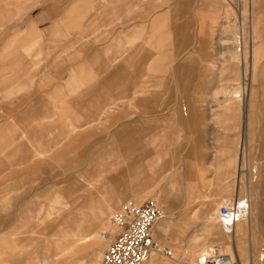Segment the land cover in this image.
Instances as JSON below:
<instances>
[{"label":"rangeland","instance_id":"374dc122","mask_svg":"<svg viewBox=\"0 0 264 264\" xmlns=\"http://www.w3.org/2000/svg\"><path fill=\"white\" fill-rule=\"evenodd\" d=\"M31 1L0 0V72L11 78L25 73L20 87L0 93V264H98L118 233L111 218L130 203L109 205L108 185H129L137 166V196L130 198L158 203L164 217L155 225L162 222L165 234L155 228V239L172 251L148 259L199 264L200 253L216 244L239 264H264V0H218L215 23L191 21L195 8L182 9L174 19L186 23L169 26L174 34H157L167 40L157 49L163 56L152 59L139 44L110 42L108 31L98 28L76 31L86 38L65 51L71 36L42 37L33 49L41 51L39 59L33 52L27 57L25 47L41 37V19L69 11L68 0H41L27 10ZM78 2L82 18L71 24L87 26L84 0ZM256 8L253 55L250 14ZM78 65L91 76L74 73ZM63 89L72 92L62 101ZM68 99L84 105L61 109ZM219 170L222 180L228 175V196L192 198L215 193L209 186L218 183ZM56 194L61 211L38 223L57 210H48ZM236 196L249 198L251 213V222L236 224L244 239L240 256L217 219L219 206ZM29 204L42 212L19 225ZM72 219L84 220L81 231ZM83 234L94 236L85 241Z\"/></svg>","mask_w":264,"mask_h":264},{"label":"crops","instance_id":"0c3cea01","mask_svg":"<svg viewBox=\"0 0 264 264\" xmlns=\"http://www.w3.org/2000/svg\"><path fill=\"white\" fill-rule=\"evenodd\" d=\"M42 1L41 0H32L28 6L25 8L30 9L33 8L36 5H39ZM78 0H68L67 4L65 5L68 7L69 11L66 12H61L60 15L54 16V17H48L45 16V18H42L41 20H44L43 25L40 27L42 29L41 37L37 36L36 41L32 42L29 44V46L25 47V52L24 55L27 57L32 53V56L35 58L39 59L41 51L40 50H33L37 45H39L40 39L42 37H45V39H50L52 41H61V39L70 37L72 41L69 44H65L62 47V51H65L66 49L72 47L74 44L78 43L82 38V36L76 37V31H82L78 32V35L82 34H88L89 31L86 32V30H94V28H98L100 30H107L108 31V37L111 38L110 42H116V43H126V42H131V43H137L139 44V52L146 51L148 54L147 56L152 58L163 56L162 53H157V49L160 48L161 42H165L167 40L166 36H159L157 37V34L159 32H163L164 34L165 31L169 32L170 34L176 32V30L171 29L169 26L174 25L176 22L178 23H186V20L184 19H174L175 16H180L182 14V9H190V8H195L194 10V19L192 18L191 21H197V22H207L210 21L211 23H215L218 19L215 17L211 16L212 14L216 13L217 11V6L220 5L218 0H84V6H85V22L88 23L89 25L87 26H79V25H74L71 23H74L77 20H80L82 18V13L81 9L79 10ZM54 6V5H51ZM52 7L51 9H53ZM5 9L0 7V12L2 13ZM77 10V11H76ZM79 12V14H78ZM186 12V11H185ZM183 12V14L185 13ZM87 15V16H86ZM209 15L210 17H207ZM203 16L207 18H202ZM87 17V18H86ZM231 19V18H230ZM233 19V18H232ZM187 21V22H191ZM150 27V28H147ZM167 26V28L164 29V27ZM84 29V30H83ZM102 32V31H101ZM156 36V37H155ZM170 39V37L168 38ZM109 41L107 43H110ZM42 47V46H41ZM153 51V53L149 51ZM35 51V52H34ZM60 51V52H62ZM58 55V52L57 54ZM20 57V56H18ZM140 58V56H139ZM146 61L143 62L142 68L144 67V64ZM34 64H39L38 61L30 63V66ZM151 64V63H150ZM85 68L82 67L81 65H78L74 71V73H82L81 69ZM6 72V70H5ZM145 69L140 70V71H130L127 70L124 73H119V75H126L127 74H143ZM2 75L1 82L4 83V86L2 88L0 87V93L6 92L8 90H11V88L14 87L15 84H17L20 87V80L21 76L24 75L25 73L22 72L18 76L14 77H9L7 74L4 73L2 70L0 72ZM74 73L71 75V81L74 83V88L75 90H79L80 86H78V80L76 75ZM80 78H88L89 74L82 73L80 74ZM79 79V78H78ZM61 92V97L60 99L63 101L64 98L68 97L69 94L72 91H68L67 89L60 90ZM75 99L74 102H70L69 99L66 101V103H62L61 109L65 107H69L70 105H84V103H79ZM70 102V103H69ZM61 103V102H60ZM107 105L112 104L111 102H106ZM100 110V106L98 108ZM86 123H81L80 125L76 127H80L82 125H85ZM73 127V130L76 128ZM22 133V132H21ZM20 133H16L15 136L19 135ZM223 145L221 148L222 150H226L225 148V143L224 141L222 142ZM220 148V145L219 147ZM141 167L137 166L136 169H133L132 174H131V179H130V184H124L117 185H108V196H109V205L114 206V205H119V204H124L127 202H132L131 198L134 196H137V190H136V180L141 177L140 172ZM138 170V171H137ZM220 172V170H219ZM216 171L215 176L217 177L218 183H215L214 181L211 182V185L209 186V189L211 186L215 185V193L211 194L210 196L207 194H197L192 198H209V197H216V198H225L228 196L229 190H230V181L228 180V175L226 173V180H222L223 174L221 172L219 173ZM219 173V174H218ZM119 187V189H118ZM60 195L56 194L54 196L50 195L49 196V207L48 210L56 208V211L50 210L46 212L45 216L40 218L38 220V223H47L48 220L50 219L51 214L53 213H59L61 211V208L59 206L58 198ZM131 197V198H130ZM130 198V199H127ZM191 198V197H190ZM167 199V198H164ZM169 199V198H168ZM172 199H175L173 197ZM152 200V199H147V201ZM146 201V202H147ZM135 202V201H134ZM42 207L37 205V204H29L26 209V213L21 214L20 216V224L19 225H24V224H30V222L27 220L34 219V216L42 211ZM37 216V218H38ZM24 219H26V222H24ZM71 219L69 218L68 221ZM67 221V220H66ZM65 221V223H66ZM72 221L78 222V219H72ZM248 222H251L249 220ZM33 222H31L32 224ZM238 225V224H237ZM234 226V232L231 234V241L229 243V246L237 252L240 256L242 255L243 251V243L244 239L243 238H238L239 233L238 230L236 229V226ZM156 228V231H158L159 235L163 236L164 234L162 233L164 230V225L162 222L158 223L152 228ZM240 232V230H239ZM153 240L155 243L160 245L157 240L155 239L154 231H153ZM234 242V243H233ZM161 246V245H160ZM164 247L165 249H169L166 246H161ZM162 254V253H161ZM165 255V254H164ZM201 255V253H200ZM199 255V256H200ZM198 256V257H199ZM150 257V256H149ZM262 257L264 255L262 254ZM198 260V259H197ZM235 260V259H234ZM236 263H238L235 260ZM145 264H155L151 258L148 259V263L146 261ZM239 264V263H238Z\"/></svg>","mask_w":264,"mask_h":264},{"label":"built area","instance_id":"2783aa9c","mask_svg":"<svg viewBox=\"0 0 264 264\" xmlns=\"http://www.w3.org/2000/svg\"><path fill=\"white\" fill-rule=\"evenodd\" d=\"M248 198L235 197L228 204L218 208V218L225 233L232 232L235 222L248 216ZM163 218L161 209L155 201L149 200L140 204L131 202L115 213L111 222L119 227L118 233L108 242L99 264H144L148 255L154 250H160L153 240L152 228ZM163 252L171 256L170 249ZM199 264H234V259L226 253L213 248L198 257Z\"/></svg>","mask_w":264,"mask_h":264},{"label":"bare ground","instance_id":"6f19581e","mask_svg":"<svg viewBox=\"0 0 264 264\" xmlns=\"http://www.w3.org/2000/svg\"><path fill=\"white\" fill-rule=\"evenodd\" d=\"M253 2V1H252ZM251 2V3H252ZM254 2H258L257 0H254ZM258 8H256L255 9V11L253 10V11H251V14H250V18H251V31H250V33L252 34V44L253 43H256L255 45H254V48H253V50H254V54L253 55H256V53H257V50H256V48H257V46H259V45H257V42L259 41V37H258V34H257V32H258V27H259V21H260V19L258 18ZM228 26H230V24L228 23ZM234 26V25H233ZM237 33H238V30H237ZM249 34V33H248ZM251 36V35H250ZM251 39V38H250ZM242 132L244 133V136L246 137V139H247V141L249 140V137L251 136V133H252V131H251V123H250V120H249V115H247V112H245V121H244V125H243V129H242ZM236 156H233V157H231V160H230V162L232 163V162H235L236 161ZM228 162V161H227ZM239 171V170H238ZM233 178H235L237 181H238V183H240V175H236V177H233ZM234 180V179H233ZM234 182V181H233ZM238 185V184H237ZM238 197V196H237ZM248 198V197H247ZM241 199H244V198H241ZM248 200V216L246 217V218H244V220H240V221H237V222H235L234 223V225H233V230H232V232L231 233H229V234H232L233 232H234V226L236 225V224H238V223H240V222H243V221H249L250 219H251V213H250V200H249V198L247 199ZM153 201V200H152ZM132 202H134V201H132ZM135 203H137V202H135ZM157 205H158V203L157 202H155ZM138 204H140V203H138ZM159 206V205H158ZM160 208V207H159ZM161 209V208H160ZM161 212H162V210H161ZM115 215V214H114ZM162 215H163V217H164V214H163V212H162ZM206 218V217H205ZM161 219H163V218H161ZM160 219V220H161ZM217 219H218V221H219V223H220V226H221V228H222V225H221V222H220V220H219V218H218V214H217ZM160 220H158V221H160ZM83 221L84 220H82V221H79L78 223V230L79 231H81V226H82V223H83ZM157 221V222H158ZM156 222V223H157ZM155 223V224H156ZM154 224V225H155ZM118 227V226H117ZM154 227V226H153ZM118 231H119V227H118ZM224 231V230H223ZM225 233V232H224ZM225 234H227V233H225ZM229 234H227V235H229ZM83 236V238H82V240L84 239L85 241H88V240H90L91 238H92V236H94V234H83L82 235ZM231 236V235H230ZM234 243V242H233ZM158 245V244H157ZM213 245H216V244H213ZM213 245L212 246H210V247H208V248H206L204 251H202L201 252V255H202V253H205V252H207L208 250H210L211 248H213ZM216 246H218V245H216ZM158 247H160V250H154V251H152L149 255H148V257L152 254V253H162L163 255L165 254L164 252H163V249H165V248H163V247H161L160 245H158ZM219 247V251H221V249H220V246H218ZM69 248V246H67L66 248H64L63 250L65 251V250H67ZM223 253V252H222ZM103 254V253H102ZM166 255V254H165ZM200 255V256H201ZM230 255V254H229ZM166 256H168V255H166ZM172 256V255H171ZM231 256V255H230ZM101 257H102V255H101ZM231 258L232 259H234L232 256H231ZM101 259V258H100ZM148 260V258L146 259V261ZM145 261V262H146ZM100 262V261H99ZM99 262H98V264H99ZM144 262V263H145ZM234 262H235V260H234ZM234 264H236V262L234 263Z\"/></svg>","mask_w":264,"mask_h":264}]
</instances>
